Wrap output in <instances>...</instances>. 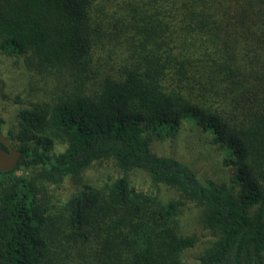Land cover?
<instances>
[{
  "label": "trees",
  "instance_id": "obj_1",
  "mask_svg": "<svg viewBox=\"0 0 264 264\" xmlns=\"http://www.w3.org/2000/svg\"><path fill=\"white\" fill-rule=\"evenodd\" d=\"M0 53L61 78L3 135L21 156L0 172V264H185L186 201L216 235L201 264H264V0H0ZM183 123L213 137L236 194L151 153L146 133ZM106 162L102 187L52 194ZM135 171L181 198L135 189Z\"/></svg>",
  "mask_w": 264,
  "mask_h": 264
},
{
  "label": "rangeland",
  "instance_id": "obj_2",
  "mask_svg": "<svg viewBox=\"0 0 264 264\" xmlns=\"http://www.w3.org/2000/svg\"><path fill=\"white\" fill-rule=\"evenodd\" d=\"M25 56H7L0 53V119L3 135L16 129L18 112L38 101H51L59 93V81L53 75L44 76L33 65L26 63ZM151 153L159 157H170L185 164L201 183L212 180L226 186L232 194L237 187L233 184V170L223 165L222 150L213 142V137L194 126L183 123L172 135L158 140L145 134ZM65 144L54 142L50 154L63 152ZM21 175V172L17 173ZM119 175L112 162L94 165L82 173L79 179H67L60 186L52 187L54 197L63 203L71 194L85 185L102 187L104 183ZM131 183L137 190L156 193L162 200L180 199V194L161 184H156L142 171L130 175ZM183 201V199H182ZM203 208L186 201L178 220L180 234L192 237L194 247L184 251L185 264H201V257L216 235L202 222Z\"/></svg>",
  "mask_w": 264,
  "mask_h": 264
},
{
  "label": "water",
  "instance_id": "obj_3",
  "mask_svg": "<svg viewBox=\"0 0 264 264\" xmlns=\"http://www.w3.org/2000/svg\"><path fill=\"white\" fill-rule=\"evenodd\" d=\"M1 145L5 147L2 148ZM21 156V152L13 148L10 144V140L3 136L0 132V172H9L12 171Z\"/></svg>",
  "mask_w": 264,
  "mask_h": 264
}]
</instances>
